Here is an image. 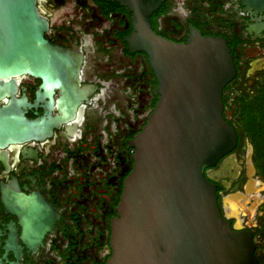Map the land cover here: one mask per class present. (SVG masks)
<instances>
[{
    "label": "flooded vegetation",
    "instance_id": "af4514ba",
    "mask_svg": "<svg viewBox=\"0 0 264 264\" xmlns=\"http://www.w3.org/2000/svg\"><path fill=\"white\" fill-rule=\"evenodd\" d=\"M258 1L161 0L150 21L171 41L188 43L199 32L224 38L231 48L237 75L223 100L240 138L208 171L223 214L235 229L252 233L264 264V175L234 120L239 98H253L264 85V1ZM136 3L37 0L49 22L46 38L81 53L80 83L93 90L50 135L0 147V264H107L113 221L135 163L134 139L160 98L149 56L132 40ZM14 79L0 106L14 100L26 117L41 118L49 100H37L41 79ZM25 97L31 106H24ZM58 97L56 90L53 116L62 114Z\"/></svg>",
    "mask_w": 264,
    "mask_h": 264
},
{
    "label": "water",
    "instance_id": "95a60500",
    "mask_svg": "<svg viewBox=\"0 0 264 264\" xmlns=\"http://www.w3.org/2000/svg\"><path fill=\"white\" fill-rule=\"evenodd\" d=\"M160 1L136 0L132 40L149 56L160 98L134 139L107 264H260L252 233L225 217L208 171L240 138L223 100L237 75L233 53L224 38L199 32L188 43L157 35L150 15ZM48 28L37 0H0V97L14 91L16 76L31 75L42 81L37 100L49 99L36 119L14 100L0 106V147L50 135L93 90L80 83L81 53L53 44ZM56 90L62 114L53 116Z\"/></svg>",
    "mask_w": 264,
    "mask_h": 264
},
{
    "label": "trees",
    "instance_id": "16d2710c",
    "mask_svg": "<svg viewBox=\"0 0 264 264\" xmlns=\"http://www.w3.org/2000/svg\"><path fill=\"white\" fill-rule=\"evenodd\" d=\"M261 90L251 99H241L239 128L243 134L248 135L253 144L257 166L264 175V119H262L258 111L261 106H264V96H262L264 93L260 96ZM258 96H260V98H258Z\"/></svg>",
    "mask_w": 264,
    "mask_h": 264
},
{
    "label": "rangeland",
    "instance_id": "374dc122",
    "mask_svg": "<svg viewBox=\"0 0 264 264\" xmlns=\"http://www.w3.org/2000/svg\"><path fill=\"white\" fill-rule=\"evenodd\" d=\"M262 92H261V94H260V96L264 93V85H263V87H262V90H261ZM260 96H258V98H260ZM262 96H264V94L262 95ZM257 98V99H258ZM237 104H239V106L241 107V99L239 98V100H238V103ZM260 106V105H259ZM259 106H258V108H259ZM240 109V108H239ZM240 111V110H239ZM259 111V114L261 115V117H262V119H264V106L262 107H260V110H258ZM234 120L239 124V126H240V117H239V113L234 117ZM245 137H247V138H249L248 137V135L247 134H243ZM262 174V173H261Z\"/></svg>",
    "mask_w": 264,
    "mask_h": 264
}]
</instances>
